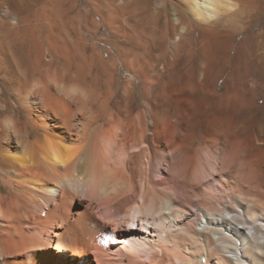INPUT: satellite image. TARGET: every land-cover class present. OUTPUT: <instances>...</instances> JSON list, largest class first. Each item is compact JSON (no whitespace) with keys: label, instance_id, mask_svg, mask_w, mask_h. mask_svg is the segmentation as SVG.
<instances>
[{"label":"bare ground","instance_id":"obj_1","mask_svg":"<svg viewBox=\"0 0 264 264\" xmlns=\"http://www.w3.org/2000/svg\"><path fill=\"white\" fill-rule=\"evenodd\" d=\"M160 1L0 2V264H264V32L189 24L227 39L213 77L183 24H131Z\"/></svg>","mask_w":264,"mask_h":264},{"label":"rangeland","instance_id":"obj_2","mask_svg":"<svg viewBox=\"0 0 264 264\" xmlns=\"http://www.w3.org/2000/svg\"><path fill=\"white\" fill-rule=\"evenodd\" d=\"M245 1L244 0H229V2L226 3L227 7H226V5L220 6L219 10L221 12L219 14L217 13L214 16H211L209 18L203 17V18L199 19L193 13L192 6L185 3L184 0H161L160 4H159L160 6L153 7V9L151 11V15L148 16V14L145 12L143 14L137 13L136 14L137 21L132 22L131 24H183L182 27H184V31H182L183 29L181 27V29H179V31H178V34H180L181 32L186 33L187 36H189V38H190V42L188 44H186V46L184 44L183 48L180 51L181 56L183 58H185L187 56H191V58H193L195 60H197L198 58L205 57V58H208V59L214 61V63H215L214 65H216L214 67V71L212 74V76L214 77L216 75L217 71L222 66H224L226 69L225 62L229 59L228 58V50H227L228 43L226 42L227 39L225 37H222V36L216 35V34H212V33H207L205 35L206 37L202 36L203 35L202 32L195 31V30L193 31V27H190L189 24H206V25H211V24H258L257 27L251 33L246 34L242 37L249 36V35H255L256 33L261 34V32H264V0H251L252 1L251 3H247V0H245ZM0 2H4V0H1ZM229 3H231V4H229ZM0 5L2 6V7L0 6V10H2L4 8V5L1 3H0ZM223 7H224V9H222ZM241 9H243V11H245L244 18L240 15ZM164 10L167 13L166 15H165V13H163ZM225 10H226V12H224ZM1 12H0V14H1L0 17L3 19L4 9ZM146 14H147V17H146ZM224 18L226 20V23H225ZM171 42H173V41H171ZM170 46H171L170 47V56H172V52H174L175 49H174L173 43H170ZM237 49H238V45L236 42V47L234 50L235 53L233 51V53L231 54L232 65L235 63V60H236ZM231 70L232 69H228L226 71V73L222 74L220 76V79L218 80V86L220 87L221 92L226 91V89L228 87L227 86L228 81H226V80H227V76L231 72ZM241 71H243V70H241ZM185 72L188 73L187 70H185ZM253 75L255 76V72ZM259 87H260V85H259ZM258 91L260 93H264V90L261 91V87L258 89ZM263 102H264V100H263ZM224 106H227V105H223L222 110L218 113L219 114L218 120L220 122H223V123H231V122L238 121L241 115L235 113L234 109H232L230 107L229 108L224 107ZM245 111H244V113H248L247 110H245ZM206 147L203 145L199 146V148H198L199 149L198 150L199 156H202L205 158V153L208 150V147L207 148ZM208 151H210V150H208ZM212 153H214V152H212ZM229 167H230V169H232L231 171H233L236 175L241 174L240 172H243L244 170L247 169V166H243L242 160L233 161V163L231 162V164H229ZM230 169L228 168L229 171H230ZM214 173H216V171ZM156 175H159V174L156 173ZM214 175H212L211 177H208V179L206 180L200 174L192 173L190 175H187V177H188L187 179L190 182H192V184H195V185L200 184L199 186H201V185L207 186L210 183V181L216 180V179L218 180V179L222 178L221 177L222 175L221 176L219 174L218 175L216 174L215 176ZM197 176H199V179L201 177L202 178L199 180L197 178ZM210 178H212V179H210ZM218 181H220V180H218ZM218 181H217V183H218ZM209 186H210V184H209ZM101 219H103V218H101ZM102 221L108 226V228L112 229V226H109L105 220H102ZM104 223H103V225H105Z\"/></svg>","mask_w":264,"mask_h":264}]
</instances>
